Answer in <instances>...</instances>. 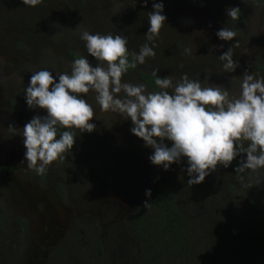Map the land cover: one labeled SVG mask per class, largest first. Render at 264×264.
Masks as SVG:
<instances>
[{"label": "rangeland", "instance_id": "1", "mask_svg": "<svg viewBox=\"0 0 264 264\" xmlns=\"http://www.w3.org/2000/svg\"><path fill=\"white\" fill-rule=\"evenodd\" d=\"M155 2H163V14L167 16L150 45L156 55L143 65L130 67L123 81L145 84L138 72L158 69L159 78L170 76L176 81L186 73L202 87L220 85L238 93L245 72L264 76V0H148L147 5L143 0H43L34 7L25 6L22 0H0V150L5 144L24 155L23 126L34 115L47 114L26 104L24 88L32 73L48 70L56 76L70 72L72 61L80 57H87L95 66L97 61L88 56L80 39L84 30L126 37L132 62V53L147 42V14ZM229 7L240 8L238 20L227 16ZM223 27L236 33L232 41L217 37L216 32ZM225 51L239 62L236 72L222 71L220 55ZM145 85L148 91H159L156 85ZM85 98L93 103L96 119L90 122L97 125L96 130H74L73 149L47 168L55 190L59 184L61 192L53 190V199L63 210L79 211L85 202L106 190L124 197L142 193L153 179L170 191L175 206L185 216L182 257H190L192 264H264V247L239 248L240 239L235 235L240 227L264 229V169L235 171L240 160L237 157L228 168L219 166L202 183L190 186L183 171L186 159L181 164L173 163L169 170L153 165L149 156L154 150L131 133L130 120L121 122L114 114L101 113L91 94ZM130 149L140 150L135 156L139 172L121 178L125 174L122 164L132 155ZM28 170L26 175L18 167L8 171L0 168V264H49L40 261L38 255L32 258L27 254L33 223L26 226L25 217L30 214L27 210L22 214L15 184L32 182L34 170ZM59 179L71 186L68 193ZM44 182L38 185L43 189L52 186ZM11 212H16L14 218ZM96 216L90 213L87 217L88 225L93 222L97 226L90 227L95 243H78L75 247L67 243L58 264H138L132 260L139 253L137 233L125 229L118 237H110L109 232L104 233L107 227L100 226L104 221ZM35 228L36 223L33 231ZM97 246L103 254H97Z\"/></svg>", "mask_w": 264, "mask_h": 264}, {"label": "clouds", "instance_id": "2", "mask_svg": "<svg viewBox=\"0 0 264 264\" xmlns=\"http://www.w3.org/2000/svg\"><path fill=\"white\" fill-rule=\"evenodd\" d=\"M42 2L22 0L25 6L32 7ZM143 3L147 5L148 0ZM152 7L147 14L150 26L144 33L147 42L132 53L131 63L126 37L84 30L80 39L85 42L88 56L97 61L95 66L87 57H80L72 61L70 72L56 76L48 70L32 73L24 88L26 104L47 114L34 115L22 128L26 149L23 162L29 169L45 173L54 161L62 160L63 154L73 149L74 130H96L97 125L90 122L96 119L93 103L85 98L90 94L101 113L114 114L121 122L131 121V133L154 150L149 156L153 165L169 170L173 163L181 164L186 159L183 171L190 186L202 183L219 166L228 168L237 157L240 160L235 171L264 169V76L245 72L238 93L220 85L202 87L200 81L190 79L186 73L176 81L170 76L157 77L159 91L155 92L148 91L143 83L122 80L130 67L143 65L156 55L150 45L159 36L167 16L163 14V2H155ZM239 12V7L226 9L232 20L239 19ZM216 35L229 42L236 33L223 27ZM219 47L223 48V44ZM220 60L225 73L236 72L240 66L230 51L223 52ZM157 73L158 69L153 75ZM113 125L107 127L111 129ZM58 129L67 130L60 132L57 139ZM151 192L146 189L145 195L151 197ZM148 204L145 200L144 205Z\"/></svg>", "mask_w": 264, "mask_h": 264}, {"label": "flooded vegetation", "instance_id": "3", "mask_svg": "<svg viewBox=\"0 0 264 264\" xmlns=\"http://www.w3.org/2000/svg\"><path fill=\"white\" fill-rule=\"evenodd\" d=\"M157 77H159L158 74ZM142 82L150 84L147 80H142ZM152 85H155V82L152 83ZM64 130L67 129H58L57 139L59 138V133ZM1 146L0 157L3 161L0 162V168L8 171L9 168L18 167L20 172L24 171L27 175L29 170L26 162H23L24 155L20 149L16 147L9 148L5 144ZM137 152H140V150L138 149L135 152L133 149L129 150V153L132 155L125 160L124 164H122L125 174H121L119 177H129L139 172V163L135 158ZM48 174H50L48 169L43 174H37L34 171L32 182L28 183L26 180L19 181L15 184V190L19 197L18 202L22 206L20 207L22 214L25 215L26 210L30 214V216L25 217V220H27L26 226L28 227L30 222L33 223L30 227V245L27 254L32 258H36L38 255L40 261L49 264H58V261L63 258L62 252L67 243L74 244V247L78 243L85 246L90 243L93 244V242L95 243L94 239H91L92 230L90 227L97 226L92 221L91 225H88L90 220L87 217L90 213H97L96 217L104 221V223L100 224L101 227H107V231L105 230L104 233L109 232L110 237H118L125 229L131 231L134 230L129 223V217L131 214L138 211L143 206L145 200H147L148 197L145 195V190L149 189L150 185L153 183L165 187L159 181L152 179L151 181H148V184L145 186L142 193L136 192L130 197L118 195L113 191L106 192L107 190L105 189L106 191H104L103 194H100L98 198H93L89 203L88 201L85 202L83 209H80L79 211L74 210L71 213L66 209L63 210L62 207L54 201V193L57 192L58 194L61 191L59 184H56L57 188L56 190L54 189L53 183L55 184V182L49 180ZM42 180H45L44 184L48 183L47 186H52L45 187L44 189L41 188L38 183ZM58 181L60 185L66 184L65 188L67 193L71 190V186L68 183H64V181L60 179ZM53 190H55V192ZM101 209L103 211H100ZM6 210L7 209H4V212ZM92 210H95V212ZM15 213L16 212H11L10 216L14 218L13 216H15ZM7 216L9 217V215ZM15 219H17V221L19 220V218ZM21 221H23V219ZM35 223L37 228L33 231ZM106 236L109 238V235L106 234ZM96 241L100 242V240ZM136 245L138 246L139 253L134 255L132 260L138 262V264H146L147 258L140 255L141 248L139 240H137ZM98 249L99 247L97 246L96 251H98L99 254H103L102 252L104 250L102 249V251ZM178 259L181 260L182 263L192 264L190 257L187 258L186 256H181Z\"/></svg>", "mask_w": 264, "mask_h": 264}, {"label": "trees", "instance_id": "4", "mask_svg": "<svg viewBox=\"0 0 264 264\" xmlns=\"http://www.w3.org/2000/svg\"><path fill=\"white\" fill-rule=\"evenodd\" d=\"M128 58L131 63V57ZM138 74L150 84L157 78L150 72ZM149 189L152 192L151 197L147 198L148 206L143 204L129 217V223L140 241V255L147 258L146 264H188L178 259L185 248V216L175 206L167 188L153 183ZM235 235L240 239L239 248L261 250L264 247V229H256L255 226L240 227Z\"/></svg>", "mask_w": 264, "mask_h": 264}]
</instances>
